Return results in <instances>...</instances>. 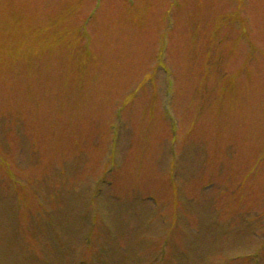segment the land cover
I'll return each instance as SVG.
<instances>
[{"label": "rangeland", "instance_id": "rangeland-1", "mask_svg": "<svg viewBox=\"0 0 264 264\" xmlns=\"http://www.w3.org/2000/svg\"><path fill=\"white\" fill-rule=\"evenodd\" d=\"M0 264H264V0H0Z\"/></svg>", "mask_w": 264, "mask_h": 264}]
</instances>
